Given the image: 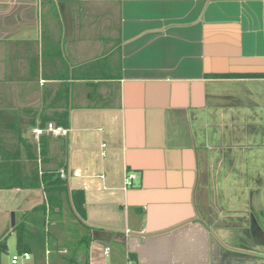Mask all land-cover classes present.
Wrapping results in <instances>:
<instances>
[{"label":"crops","instance_id":"0c3cea01","mask_svg":"<svg viewBox=\"0 0 264 264\" xmlns=\"http://www.w3.org/2000/svg\"><path fill=\"white\" fill-rule=\"evenodd\" d=\"M62 112L15 264H264V0H0V137Z\"/></svg>","mask_w":264,"mask_h":264},{"label":"trees","instance_id":"16d2710c","mask_svg":"<svg viewBox=\"0 0 264 264\" xmlns=\"http://www.w3.org/2000/svg\"><path fill=\"white\" fill-rule=\"evenodd\" d=\"M53 122L56 126L66 124L65 113H55L51 117L40 116L39 127L43 129L47 122ZM4 125V124H3ZM7 129L10 130L16 139L12 146H8L6 139L0 137V189L10 188H42L45 192V198L49 188L55 185L61 190H65L64 180L55 173L54 169L43 167L44 164L51 162L49 158V138L45 134H40L37 142H30L27 138L20 134L19 126L14 118L13 121L7 123ZM1 132V131H0ZM44 207V203L37 205L33 210H40ZM40 221H42L40 219ZM24 228V230H23ZM12 231L16 234V247L18 253L29 250L24 244V238L28 232L26 225L19 223L12 227ZM5 233L0 236V255L6 251Z\"/></svg>","mask_w":264,"mask_h":264},{"label":"rangeland","instance_id":"374dc122","mask_svg":"<svg viewBox=\"0 0 264 264\" xmlns=\"http://www.w3.org/2000/svg\"><path fill=\"white\" fill-rule=\"evenodd\" d=\"M216 130V129H212ZM6 143L8 146H12V144L15 142V138L13 137L12 133L9 131L4 134ZM24 136H27V133L25 132ZM28 137V138H27ZM26 138L32 142L33 138L31 134L29 133ZM36 140V139H35ZM36 142V141H35ZM54 166L53 162H48L43 165L45 168H52ZM18 198L14 195V193H5L0 191V231L1 229H4L3 227H6L8 224H11V213H14V219H16V212L15 210H7V207L10 205H15L17 203ZM13 241L16 243V235L12 234L8 237V240L6 238L7 246H8V254H7V260L10 261L11 255L13 254H19L16 251V246L13 244ZM7 246H6V251L7 252ZM12 246L10 249L9 247Z\"/></svg>","mask_w":264,"mask_h":264},{"label":"built area","instance_id":"2783aa9c","mask_svg":"<svg viewBox=\"0 0 264 264\" xmlns=\"http://www.w3.org/2000/svg\"><path fill=\"white\" fill-rule=\"evenodd\" d=\"M47 132V133H50V134H59V133H62V129L61 128H57L56 126H53L52 124H48V126L46 127V129H35V134L36 135H39L43 132ZM136 177L135 173L133 172H129L127 173L126 175V184L129 185L131 184V181ZM30 257V255L27 253V252H22L20 254H13L11 256V263L12 264H15L17 263V261L20 259V258H25V259H28Z\"/></svg>","mask_w":264,"mask_h":264},{"label":"water","instance_id":"95a60500","mask_svg":"<svg viewBox=\"0 0 264 264\" xmlns=\"http://www.w3.org/2000/svg\"><path fill=\"white\" fill-rule=\"evenodd\" d=\"M14 225H15L14 213H11V227H13Z\"/></svg>","mask_w":264,"mask_h":264}]
</instances>
